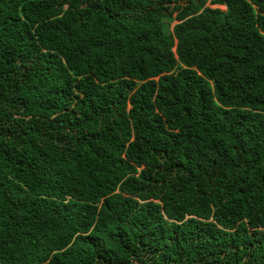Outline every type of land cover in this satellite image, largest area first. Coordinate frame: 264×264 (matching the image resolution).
<instances>
[{
  "label": "trees",
  "instance_id": "obj_1",
  "mask_svg": "<svg viewBox=\"0 0 264 264\" xmlns=\"http://www.w3.org/2000/svg\"><path fill=\"white\" fill-rule=\"evenodd\" d=\"M0 264H264V0H0Z\"/></svg>",
  "mask_w": 264,
  "mask_h": 264
},
{
  "label": "rangeland",
  "instance_id": "obj_2",
  "mask_svg": "<svg viewBox=\"0 0 264 264\" xmlns=\"http://www.w3.org/2000/svg\"><path fill=\"white\" fill-rule=\"evenodd\" d=\"M221 9L223 10L224 8L223 7H221ZM174 25V23L171 25V27Z\"/></svg>",
  "mask_w": 264,
  "mask_h": 264
}]
</instances>
